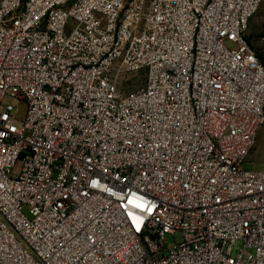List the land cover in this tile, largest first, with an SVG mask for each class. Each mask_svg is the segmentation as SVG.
Here are the masks:
<instances>
[{"label":"built area","instance_id":"built-area-1","mask_svg":"<svg viewBox=\"0 0 264 264\" xmlns=\"http://www.w3.org/2000/svg\"><path fill=\"white\" fill-rule=\"evenodd\" d=\"M262 1L0 0V264H264Z\"/></svg>","mask_w":264,"mask_h":264},{"label":"rangeland","instance_id":"rangeland-1","mask_svg":"<svg viewBox=\"0 0 264 264\" xmlns=\"http://www.w3.org/2000/svg\"><path fill=\"white\" fill-rule=\"evenodd\" d=\"M246 34L249 37L252 45L257 51L258 57L261 62L264 64V48L261 46L260 38L264 34V0L259 5L257 11L252 15L249 20L248 28L246 30ZM143 84V74H138L130 78L129 84L127 88L129 90L136 89ZM24 107H20V113H22ZM245 168L249 169H263L264 168V124L260 127L257 132L255 143L253 148L251 149L247 159L243 165ZM166 237L173 241V235L167 234ZM175 238L177 240L180 239V233L177 232L175 234ZM241 247V242L238 241L235 246L234 250H237Z\"/></svg>","mask_w":264,"mask_h":264}]
</instances>
